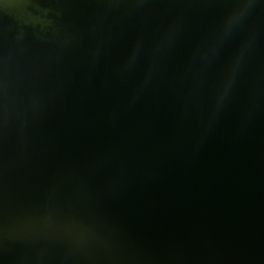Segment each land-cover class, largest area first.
Instances as JSON below:
<instances>
[{"label": "water", "instance_id": "water-1", "mask_svg": "<svg viewBox=\"0 0 264 264\" xmlns=\"http://www.w3.org/2000/svg\"><path fill=\"white\" fill-rule=\"evenodd\" d=\"M0 264H264V0H0Z\"/></svg>", "mask_w": 264, "mask_h": 264}]
</instances>
